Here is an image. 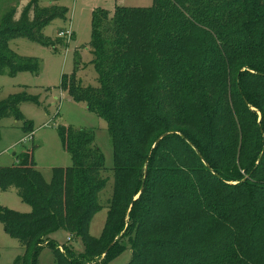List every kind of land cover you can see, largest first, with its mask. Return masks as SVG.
Segmentation results:
<instances>
[{"label": "trees", "instance_id": "1", "mask_svg": "<svg viewBox=\"0 0 264 264\" xmlns=\"http://www.w3.org/2000/svg\"><path fill=\"white\" fill-rule=\"evenodd\" d=\"M13 15L0 21V74L38 72L9 41L52 45L42 30L67 8L31 0ZM92 31L98 85H82L77 68L61 87L108 124L114 182L105 228L90 235L108 182L104 153L93 130L61 126L73 164L54 168L51 182L31 149L0 166V190L16 188L33 207L0 206L6 231L26 248L14 264H40L45 246L57 264L101 255L105 264L128 248L127 264H264V0L117 6L112 15L96 10ZM26 100L37 98L1 101L0 119L10 110L21 118ZM58 229L81 237L85 251L52 246Z\"/></svg>", "mask_w": 264, "mask_h": 264}, {"label": "rangeland", "instance_id": "2", "mask_svg": "<svg viewBox=\"0 0 264 264\" xmlns=\"http://www.w3.org/2000/svg\"><path fill=\"white\" fill-rule=\"evenodd\" d=\"M31 0H0V21L11 10L18 20L25 6ZM41 7L60 6L67 8L66 18H55L42 30L45 39L52 41L47 46L27 37H15L9 47L17 55L32 59L40 64L38 72L22 71L11 75L9 71L0 74V102L10 96L27 94L37 100H26L19 104L21 118L10 110L0 119V166L19 163L23 152L31 149L34 160L46 182L53 179L54 168L70 167L72 156L63 147L59 128L72 126L77 129L93 130L95 141L105 156L104 177L108 178L106 187L100 193L101 209L90 223V235L100 237L105 228L108 206L113 192L114 151L107 122L91 112L86 103L75 102L61 87L63 76H71L77 69V77L84 86H97V72L91 61L90 50L93 30V14L104 10L112 15L117 6L150 7L154 0H37ZM33 11L30 16L32 17ZM72 29L74 36H60V31ZM33 130V131H32ZM30 134L32 138L25 139ZM0 206L28 214L32 205L24 200L16 188L0 190ZM69 237L72 239L69 240ZM52 246H71L75 254L85 251L81 237L58 229L51 233ZM62 251L63 247L60 248ZM0 264H14L24 255L26 248L20 240L5 229L0 220ZM78 255V254H77ZM40 264H57L53 248L45 246L39 254ZM132 258L131 250L126 249L120 256L105 264H127ZM104 255L85 261L84 264H100Z\"/></svg>", "mask_w": 264, "mask_h": 264}, {"label": "built area", "instance_id": "3", "mask_svg": "<svg viewBox=\"0 0 264 264\" xmlns=\"http://www.w3.org/2000/svg\"><path fill=\"white\" fill-rule=\"evenodd\" d=\"M60 36H63V37H67V38H72L74 36V32L72 29H64V30H61L60 31ZM33 134H30L29 136H27L25 139H29V138H32ZM69 240H71V238L69 237Z\"/></svg>", "mask_w": 264, "mask_h": 264}, {"label": "water", "instance_id": "4", "mask_svg": "<svg viewBox=\"0 0 264 264\" xmlns=\"http://www.w3.org/2000/svg\"><path fill=\"white\" fill-rule=\"evenodd\" d=\"M163 137H164V135H162V136L157 140V142H159Z\"/></svg>", "mask_w": 264, "mask_h": 264}, {"label": "crops", "instance_id": "5", "mask_svg": "<svg viewBox=\"0 0 264 264\" xmlns=\"http://www.w3.org/2000/svg\"><path fill=\"white\" fill-rule=\"evenodd\" d=\"M60 248H62V246L59 245Z\"/></svg>", "mask_w": 264, "mask_h": 264}]
</instances>
